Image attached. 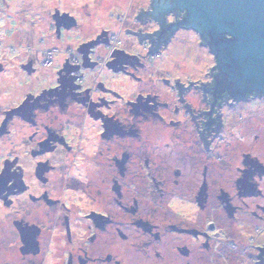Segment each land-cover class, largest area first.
Here are the masks:
<instances>
[{
	"label": "flooded vegetation",
	"instance_id": "af4514ba",
	"mask_svg": "<svg viewBox=\"0 0 264 264\" xmlns=\"http://www.w3.org/2000/svg\"><path fill=\"white\" fill-rule=\"evenodd\" d=\"M68 1L2 42L0 264H264V94L171 0Z\"/></svg>",
	"mask_w": 264,
	"mask_h": 264
},
{
	"label": "water",
	"instance_id": "95a60500",
	"mask_svg": "<svg viewBox=\"0 0 264 264\" xmlns=\"http://www.w3.org/2000/svg\"><path fill=\"white\" fill-rule=\"evenodd\" d=\"M171 2L187 11L184 25L208 31L216 42L213 53L225 74L221 83L237 97L264 94V0ZM223 35L230 38L218 39Z\"/></svg>",
	"mask_w": 264,
	"mask_h": 264
},
{
	"label": "rangeland",
	"instance_id": "374dc122",
	"mask_svg": "<svg viewBox=\"0 0 264 264\" xmlns=\"http://www.w3.org/2000/svg\"><path fill=\"white\" fill-rule=\"evenodd\" d=\"M60 2L61 0H0V59L7 62L8 58L13 59L17 52L2 42L6 41L7 45H10V39L14 41L12 36L36 37L40 26L46 24L44 10L49 9L53 3ZM70 2L63 0L61 3L70 6ZM32 16L37 18L31 20ZM207 60L208 65H211L212 59L209 55Z\"/></svg>",
	"mask_w": 264,
	"mask_h": 264
}]
</instances>
